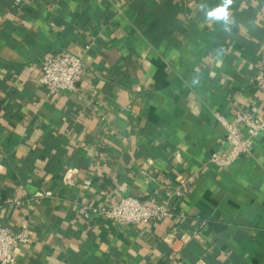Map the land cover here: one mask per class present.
<instances>
[{"label":"crops","instance_id":"crops-1","mask_svg":"<svg viewBox=\"0 0 264 264\" xmlns=\"http://www.w3.org/2000/svg\"><path fill=\"white\" fill-rule=\"evenodd\" d=\"M224 5L0 0V222L32 236L17 264H264V131L212 159L230 150L216 114L264 118V0L209 15ZM65 50L85 63L78 90L50 93L42 62ZM127 195L176 214L89 211Z\"/></svg>","mask_w":264,"mask_h":264},{"label":"built area","instance_id":"built-area-1","mask_svg":"<svg viewBox=\"0 0 264 264\" xmlns=\"http://www.w3.org/2000/svg\"><path fill=\"white\" fill-rule=\"evenodd\" d=\"M262 60H264V53H262ZM84 68L85 63L81 56L71 51L65 50L58 54H50L42 62L41 73L37 81L41 86L47 87L50 93L61 90L75 92L78 90L77 83L81 79ZM255 80L258 88L264 94V70L256 74ZM216 118L226 129V141L230 146L225 159L213 156V161L220 163L232 161L240 155L250 154L253 139L264 131V118L244 109L237 110L231 120L220 114H216ZM74 176L73 170H67L63 179L65 182H72ZM193 180L194 176L190 175L185 182H192ZM89 185L90 180H85L81 187L87 188ZM180 193L178 189L174 192L166 190L167 197L173 194L178 196ZM19 204L20 201L18 200L12 203V205ZM89 211L102 215L120 226L150 225L155 221L173 217L176 214L175 210L167 205L152 206L132 195L120 197L108 208L89 206ZM31 239L27 222H23L17 230L3 226L0 222V264H17L16 249L29 243Z\"/></svg>","mask_w":264,"mask_h":264},{"label":"clouds","instance_id":"clouds-1","mask_svg":"<svg viewBox=\"0 0 264 264\" xmlns=\"http://www.w3.org/2000/svg\"><path fill=\"white\" fill-rule=\"evenodd\" d=\"M232 0H225V5L213 10L209 15L213 19H226L228 15L227 5L231 4Z\"/></svg>","mask_w":264,"mask_h":264}]
</instances>
